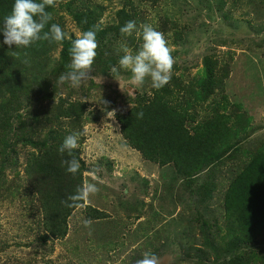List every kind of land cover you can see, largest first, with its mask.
I'll return each mask as SVG.
<instances>
[{
    "label": "rangeland",
    "instance_id": "1",
    "mask_svg": "<svg viewBox=\"0 0 264 264\" xmlns=\"http://www.w3.org/2000/svg\"><path fill=\"white\" fill-rule=\"evenodd\" d=\"M58 5L50 23L72 37L66 39L70 47L79 33L96 30L105 73L93 65L94 79L80 88L58 83L70 60L61 59L56 42H50L45 61L24 64L21 75L16 71L22 63L0 57V264H136L145 252L156 254L160 264H264V225L244 233L238 217L223 206L233 177L250 154L264 148V0H60ZM77 13L88 16L86 30ZM133 20L137 26L150 23L174 48L175 74L162 90L173 89L179 107L185 106L182 100L191 101L194 122L220 113L229 115V124L235 114L242 125L250 119L233 153L191 178L143 159L127 144L116 117L107 119L105 109L125 113L155 90L150 81L132 83L131 73L119 68L121 43L126 40L134 51L141 43L135 35L121 36V27ZM206 57L214 81L206 102L197 104L189 93L198 89L191 79ZM111 67L118 73L112 76ZM78 99L86 110L74 128L58 111ZM218 103H227V110ZM85 129L78 154L83 181H92L90 169L100 170L95 180L100 191L86 207L100 215L89 219L86 208L74 210L66 235L52 237L43 228L36 189L24 175L27 153L61 145L59 134Z\"/></svg>",
    "mask_w": 264,
    "mask_h": 264
},
{
    "label": "trees",
    "instance_id": "2",
    "mask_svg": "<svg viewBox=\"0 0 264 264\" xmlns=\"http://www.w3.org/2000/svg\"><path fill=\"white\" fill-rule=\"evenodd\" d=\"M13 3L14 0H0V24L10 13ZM47 11L52 13L54 8H49ZM76 16L80 20L83 19L81 26H84L86 30L87 24L84 22L89 20L88 16L85 14L80 17V13ZM49 44L50 42L41 41L28 49H15V46L10 49L3 44V35L0 33V57L7 63L9 61L15 65L22 63L16 71L18 75H21L20 70L24 69L25 59L29 62L45 61ZM60 45L62 46L61 59L68 62L70 44L65 39ZM14 51L20 53L18 58L14 56ZM25 52L28 53L27 56L24 55ZM208 59L205 58L202 68L191 79L196 82L198 89L195 91L191 89L189 93L194 96L193 102L197 104L206 102L208 86L214 81ZM104 61L105 59L98 53L94 65L103 74L105 73L102 71ZM142 99L139 97L138 105L127 112L116 113L115 117L121 134L127 144L138 151L143 159L158 166L171 165L175 175L187 178L198 175L215 165L216 161H221L233 153L241 135L247 130L246 124L251 123L248 117L245 120L247 123L242 125L241 115L235 114L233 124H229V115L225 113L216 114L205 122H194V117L188 113L193 103L184 99L182 101L185 106L179 107L173 89L154 90L152 98ZM223 99L226 100L225 97ZM226 104L218 103L223 111L227 110ZM85 110V104L78 99L66 105L63 104L58 112L60 117L68 119L71 127L76 128L83 119ZM140 113H143L142 118L139 116ZM71 133L73 131H66L59 136L63 141ZM29 144L27 141L26 145ZM59 146L50 145L46 149L38 150V153H35L34 149L29 151L24 175L36 189L45 232L52 237L62 238L67 233L66 221L74 211L66 207L63 201L74 194L77 186L83 183L84 167L81 163L80 173L75 177L68 174L61 163L63 157L58 152ZM75 151L79 158V148ZM223 206L228 215L238 217L244 233H255L259 226L264 225L263 147L259 148L255 154H250L245 166L233 177L224 193ZM86 209L89 219L100 215V212L95 209L90 207Z\"/></svg>",
    "mask_w": 264,
    "mask_h": 264
},
{
    "label": "clouds",
    "instance_id": "3",
    "mask_svg": "<svg viewBox=\"0 0 264 264\" xmlns=\"http://www.w3.org/2000/svg\"><path fill=\"white\" fill-rule=\"evenodd\" d=\"M58 0H14L13 7L7 14L2 24L0 33L3 35V44L10 49H28L37 42L47 41L61 43L65 39H71L57 23H50L53 20L52 13L47 11L49 8L58 7ZM122 37H135L141 41L139 49L134 51L128 46L126 40L121 43V55L118 64L119 68L131 73V81L136 85H143L150 81L151 87L161 90L170 83L173 78L176 60L164 33L157 31L150 23H143L137 26L136 21H128L120 29ZM96 30L89 29L79 33L74 40H71L69 49L70 63L68 70L62 73L57 82L60 84L68 83L70 87L78 89L91 76L93 65L97 57ZM28 55L27 52L24 53ZM14 56L19 57L20 53L14 51ZM28 64L29 61H23ZM109 73H118L117 67H111ZM86 102V101H85ZM107 105V101L103 102ZM91 111V109L89 110ZM107 119H114L115 110L107 111ZM139 116L142 118L143 113ZM83 132H73L67 135L63 143L59 146L58 152L63 157L61 163L68 174L75 177L80 173L81 158H77L76 151L80 147V138L85 135ZM98 168L90 169L87 173L92 177V181L85 180L78 185L74 194L69 195L63 203L66 207L73 210L86 208L90 198L99 193L100 188L95 182L99 173ZM114 175L116 172L114 171ZM85 227H90L91 220L83 221ZM136 264H160L159 257L151 252H145Z\"/></svg>",
    "mask_w": 264,
    "mask_h": 264
}]
</instances>
